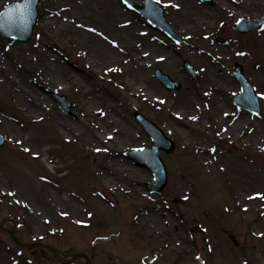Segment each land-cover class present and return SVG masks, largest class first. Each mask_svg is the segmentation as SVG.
<instances>
[{
    "label": "rangeland",
    "instance_id": "rangeland-1",
    "mask_svg": "<svg viewBox=\"0 0 264 264\" xmlns=\"http://www.w3.org/2000/svg\"><path fill=\"white\" fill-rule=\"evenodd\" d=\"M11 1L16 0H0V11ZM133 1L134 3L144 2V0ZM193 1L198 2L208 11L216 12L219 11V6L227 4L223 0H212V4H205L199 0ZM119 2L124 9L134 12L152 36L164 40L168 43V48L177 52L176 65L168 69L162 66L155 67V70L161 69L173 79L182 82L183 85L180 90H168L157 81L166 93L165 104L160 105L159 108L144 102H138L136 107L125 104L117 88L108 80L115 78L112 75L106 76V80L97 82L101 89L107 90L115 101L121 104L125 112L131 114L130 116L135 118V112L142 113L175 142V149L171 154L160 150L168 171L167 185L160 192H149L147 184L153 180L154 173L138 157L130 154L135 149L141 150L153 145L151 137L144 129L139 131V135L142 138L147 137L148 143L141 147L123 149L121 147L122 138L116 141L117 152L121 158L141 168V171L148 175V178L140 184L141 190L131 192L129 188L131 180L120 171L121 168H118L114 178L121 184V187L105 191L96 178V172L102 173L107 167L105 159L109 154L103 152L102 146L89 147L90 145L87 146L80 137L65 142L53 130L46 117L40 122L19 118L18 127L23 128V137L32 138L41 144V152L38 156H36L38 152H33V154L25 152L22 154V162L27 168L24 176L28 190L37 198H42L44 207L50 213L52 225L40 224L38 226L36 223L29 222L24 214L21 215L4 196L0 195V264H62L55 259L45 245L57 249L63 256H71L79 252L86 253L92 258L91 264H143L142 262H147V254H150L149 259L156 256L152 264H198L193 259L195 254L202 255L204 264H264L263 233L260 230H251L262 214L264 200L259 204V209L251 212L240 210L234 205L232 194L224 193L223 196V187H227L226 180L220 175L221 172L212 161L204 164L201 163L203 159H198L195 163L196 167H192L194 169H184L183 163L188 164L192 161L194 163L192 154L201 145V141L206 142V139L199 132L186 131L190 140V145L186 146L185 137L173 124L168 114L171 111L168 106L173 103L174 94L187 87L199 92L200 103L207 113L213 103L210 101L211 95L218 96L219 99L225 97L222 93L219 94V89H216L214 85L215 81L207 83L205 80L210 67L206 65L199 51L209 50V45H206L202 38L201 40L197 38L196 45L194 44L192 48L188 49L185 46L187 40L183 38L182 33L178 32L182 18H175L172 15L166 0H160L159 4L164 8L166 19L171 23L176 38L154 27L147 18L128 9L122 1ZM52 9L54 8L49 4V0H40L39 20L35 25L31 40L29 42L19 41L25 45L21 55L31 64L34 62L47 63L44 58L46 56V59L50 58L49 61L58 67L75 66L86 69L78 60V50L75 48L74 40L62 31L47 29V39L39 43L42 14ZM235 9L237 13L243 14L237 18H229L221 13L217 29L213 33L216 36H225L224 31L232 32V35L227 37L232 39L231 43L234 44L235 50L241 53V56H236V59L229 62L227 66L242 64L254 88L264 96V77L256 70L258 64L264 67V39L258 36H264V26L257 33L252 32L248 35L240 33L234 26L242 18L254 19L264 14V0H260L256 8L243 10L241 6H236ZM190 24L192 25V22ZM13 41H15L13 38L0 35V44L4 48H7ZM190 50L193 51L190 52ZM195 51L198 53H194ZM206 58L211 64H215L213 61L216 56L212 52H209ZM185 61H188L196 70L197 75L194 80L185 69ZM223 64L221 62L220 65L223 66ZM229 72L232 74V69ZM46 74L49 77L53 76V73L49 71ZM33 79L40 80L37 75ZM236 83L238 84L237 81ZM238 93L239 88L237 87V91L230 98L233 109L235 108L233 99ZM45 94L51 102L57 104L63 115L71 117L76 114L75 90L71 87H68L67 91L48 88ZM59 95L66 96L71 103L68 111L62 108ZM5 100H8V94L0 85V115L2 110L12 112L9 107H6ZM260 101L262 106L260 115L246 113L254 121L259 120L264 124V98L260 97ZM182 111L184 114L189 113L187 110ZM97 122H103V118L97 119ZM137 124L139 127L142 126L138 120ZM90 130L92 128L89 126L87 132L89 133ZM226 130L227 127H225ZM207 132L211 141L209 146L216 153L224 151L231 155L248 154L247 160L264 168V150L244 147L243 138L239 141H234L233 138L229 141L221 139L215 135L216 131L211 126ZM0 134L6 138V144L0 148V169H3L8 163L7 160H11L7 153L8 149L12 146L19 148V145H14L13 140L17 137L9 127L2 123H0ZM112 140L114 139L111 138L109 141ZM187 156L188 161L185 159ZM211 156L214 157L212 153ZM179 180H187L189 188L192 184L194 185L196 193H191L194 195L191 200L177 197L175 182ZM40 182L56 189L61 204L70 202L66 201L68 197L80 202L85 209L80 222L72 217L64 218L58 215L47 199L48 191L38 189ZM7 184L8 182L5 181L3 187H7ZM202 199L205 200V206L200 209ZM143 213H148L149 219L158 223L159 231L146 232L139 222V216ZM13 225L16 226L17 235L22 242L35 245L28 248L18 246L8 233V229ZM182 226L188 228L187 237H182ZM230 233L236 236L239 241L238 246L234 245L229 238ZM38 243L44 244V247L38 246ZM71 264H85V262L78 260Z\"/></svg>",
    "mask_w": 264,
    "mask_h": 264
},
{
    "label": "bare ground",
    "instance_id": "bare-ground-1",
    "mask_svg": "<svg viewBox=\"0 0 264 264\" xmlns=\"http://www.w3.org/2000/svg\"><path fill=\"white\" fill-rule=\"evenodd\" d=\"M166 1L172 15L182 18L178 32L187 40L185 46L192 48L196 45L197 38H202L209 45V50L199 51L206 65L210 67L205 80L207 83L215 81L214 85L219 89V94L225 96L219 99L218 96L211 95L210 101L213 103L207 113L202 108L196 89L187 87L174 94V101L168 106L171 108L168 114L185 137L184 144L190 145L186 131L199 132L206 139V142L201 141V145L193 153L195 162L184 164L183 168L192 169L198 159H203L201 163L204 164L212 161L226 180L227 187H223V194H232L233 203L240 210L251 212L259 209V204L264 200L257 195L264 194V168L247 160L248 154L231 155L224 151L216 153L209 146L211 141L207 130L211 126L216 131L215 135L221 139L229 141L233 138L234 141H239L243 138L244 147L264 149V124L259 120L254 121L241 109H233L230 104L231 95L239 87L233 67L227 66L238 54L231 43L232 39L227 37L232 32L224 31L225 36H216L213 33L217 29L221 13L229 18H237L243 13H237L236 6L249 10L259 6L260 0H223L227 4L217 6V12L208 11L193 0ZM49 4L54 9L42 14L39 43L47 39V29L62 31L74 40L78 60L86 69L75 66L58 67L49 61L50 58L46 59V56L44 58L47 63L31 64L21 55L25 48L22 42L13 41L7 48L0 44V85L8 94L6 107L12 110H2L0 123L9 127L17 137L13 140L14 145H21L19 148L12 146L7 151L11 160H7L5 168L0 169V195L21 215L24 214L29 222L38 226H50L52 221L42 198H37L28 190L24 176L27 168L22 162V154L29 151L38 152L36 155H39L41 144L32 138L23 137V128L18 127L19 118L36 121L46 117L53 130L64 140L80 137L89 147L102 146L103 152H107L109 156L105 159L106 170L96 173L97 180L105 189L120 188L121 184L114 175L121 168L120 171L131 180V192H138L141 190L140 184L148 175L141 168L121 158L117 152L116 141L121 137L123 149L137 148L148 143V138L139 135L142 128L138 126L135 118L125 112L121 104L107 90L101 89L97 82L106 80L107 75H114L115 78H111L109 82L117 88L125 104L136 107L138 102H144L159 108L165 104L166 93L153 77V70L156 66L168 69L178 61L177 52L168 48V43L164 40L152 36L143 22L133 12L124 9L119 0H49ZM209 52L216 56L213 61L215 64H211L206 58ZM221 62L224 63L223 66L220 65ZM231 69L232 74L229 72ZM256 70L263 76L264 67L261 64L257 65ZM48 71L53 76L49 77L46 74ZM35 75L40 80H34ZM68 87L75 90L76 114L71 117L63 115L57 104L51 102L45 94L48 88L67 91ZM182 110L189 113L184 114ZM99 118H103V122H97ZM89 126L92 130L88 133ZM111 138L115 141L110 142ZM5 181L8 182L7 187H3ZM175 183L177 197L191 200L194 195L190 192L187 180ZM39 189L48 191L47 199L58 215L72 217L80 222L85 214L80 202L68 197L66 201L70 202L61 204L53 186L40 182ZM201 202L200 209H203L205 200L202 199ZM149 217L148 213L139 216L146 232L159 231L158 223ZM252 229L260 230L264 234V209Z\"/></svg>",
    "mask_w": 264,
    "mask_h": 264
},
{
    "label": "water",
    "instance_id": "water-1",
    "mask_svg": "<svg viewBox=\"0 0 264 264\" xmlns=\"http://www.w3.org/2000/svg\"><path fill=\"white\" fill-rule=\"evenodd\" d=\"M38 2L39 0H31V6H30V12L28 13V16L26 17V29H25V34L23 37L24 39H29L30 36H31V33H32V29H33V26L35 25L36 21H37V18H38V11H37V5H38ZM148 2H150L152 5H154V1L152 0H148ZM17 3V2H15ZM15 3H13L12 5H14ZM11 5H8V7H10ZM138 10H140L141 12L147 14V9H144L142 6L138 5L136 7ZM158 10H157V16H158V19L161 21V22H164V13H163V10L157 6ZM239 78L240 80L242 81V85H243V88H244V92L246 93V95L248 94L250 98H252L253 101H251V104H249L251 106V108L253 110H255L256 112L259 111V105H258V101H257V97L256 95L254 94V91L252 89V87L250 86V84L247 82L246 79H244L243 75H242V70L241 68L239 69ZM158 76L162 79V81L165 83L166 86H168L169 88L171 87H177L179 88L180 87V84L177 83V82H173L169 79V77L167 75H162L161 73L159 74L158 73ZM241 103H245L244 101H240ZM248 104V103H247ZM162 134V133H161ZM165 142L166 144L163 146L165 149H167L168 151H171L172 148H173V143L170 142L167 138H165ZM4 143V140L2 138H0V145H2ZM155 154L156 151H155ZM158 169L159 171L161 172V174L163 175L162 178H161V184L159 186V188H161L164 184H165V176H164V166L162 165V163L160 162V160H158ZM156 170V169H155Z\"/></svg>",
    "mask_w": 264,
    "mask_h": 264
},
{
    "label": "snow or ice",
    "instance_id": "snow-or-ice-1",
    "mask_svg": "<svg viewBox=\"0 0 264 264\" xmlns=\"http://www.w3.org/2000/svg\"><path fill=\"white\" fill-rule=\"evenodd\" d=\"M127 2L128 0H125V3ZM157 2L159 3L160 0H157ZM30 6H31V0H23L22 3H15L14 5H11L8 9H6V11L0 12V30H2L3 22L5 20L13 19L17 15L20 17L26 16L30 12ZM237 23H240V21H237ZM93 31L95 30L93 29ZM193 119H195V117H193ZM257 195H260L261 198H264V194H257Z\"/></svg>",
    "mask_w": 264,
    "mask_h": 264
}]
</instances>
